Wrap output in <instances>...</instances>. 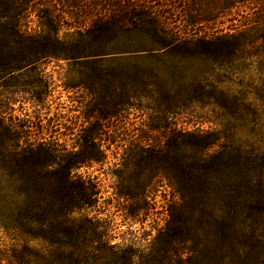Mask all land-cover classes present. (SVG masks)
Returning a JSON list of instances; mask_svg holds the SVG:
<instances>
[{"label": "rangeland", "instance_id": "374dc122", "mask_svg": "<svg viewBox=\"0 0 264 264\" xmlns=\"http://www.w3.org/2000/svg\"><path fill=\"white\" fill-rule=\"evenodd\" d=\"M53 3L42 7L31 0L22 30L41 33L33 11L44 15ZM54 9L59 14V0ZM254 11L241 7L221 23L202 27L221 35L207 49L188 37L173 40L170 49L154 47L152 54L140 52L97 70L51 58L0 69V116L13 128L16 146L41 156L55 151L53 169L72 162L76 153L101 155L71 172L95 195L90 208L71 215L75 230L59 225V264L220 263L225 242L217 219L205 210L209 186L200 176H185L177 164L193 166L201 156L209 172L221 155L222 195L231 182L226 176L234 177L226 163H264V6L246 26ZM139 38V51L150 49ZM197 142L201 147L194 150ZM255 184L262 189L264 180L255 177ZM72 231L77 232L70 237ZM30 232L26 251L0 230V256L14 250L41 262L48 245ZM252 235L253 264H264V212L257 213ZM69 244L87 246L90 254L69 257ZM248 244V236L234 242Z\"/></svg>", "mask_w": 264, "mask_h": 264}, {"label": "trees", "instance_id": "16d2710c", "mask_svg": "<svg viewBox=\"0 0 264 264\" xmlns=\"http://www.w3.org/2000/svg\"><path fill=\"white\" fill-rule=\"evenodd\" d=\"M46 1L54 2L48 6L53 7L51 10H45L44 15H39L38 9L33 11L39 18L41 33L29 34L22 28H26L23 25L31 14V0H0V69H18L41 58H51L90 64L97 70L104 68L107 62L140 52L152 54L154 47L170 49L174 46L173 40L188 37H197L207 49L216 44L221 35L219 30L204 32L202 27L221 23V18L230 17L241 7L255 10L246 21V26L252 25L257 19L258 6H264V0H59L58 14L54 12L57 0ZM46 1L38 0L39 6L45 7ZM137 35L144 43L142 48L148 43L150 49L144 47L139 51ZM23 56L25 59H20ZM13 135V128L0 116V230L20 241L26 251L31 230L48 246L43 247L41 262L30 261L24 253L13 250L8 258L0 256V264L3 261L7 264H59V225L75 230L76 222L71 215L90 208L95 195L94 190L75 182L71 172L85 160L99 161L100 152L73 154L72 162L53 169L51 164L55 162L51 159L59 158L55 151L46 150L41 156V151L19 148L14 144ZM199 147L200 142L193 144L194 150ZM194 160L196 165L193 166L183 162L177 165L185 176L193 180L200 176L206 181L204 186H209L205 210L210 220L217 219L220 237L225 242L223 254L220 247L219 264H235V258L240 259L241 264H253L255 246L250 245L253 224L257 213L264 212V187L261 189L255 184V177L264 180V163L255 167L240 164L239 160L226 163L225 171H233L234 177L226 176L231 182L221 195V155L209 172L205 158L198 156ZM201 170H205L202 175ZM77 199L80 204L75 205ZM59 211L64 212L60 221ZM75 232L72 231L70 237ZM246 236L249 237L247 246L234 245ZM90 250L87 246L71 244L64 249L72 258L88 256Z\"/></svg>", "mask_w": 264, "mask_h": 264}]
</instances>
